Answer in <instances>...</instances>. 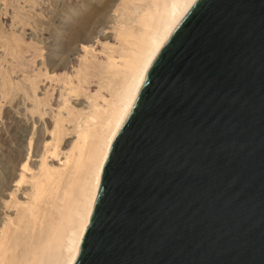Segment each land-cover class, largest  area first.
<instances>
[{
    "label": "water",
    "instance_id": "95a60500",
    "mask_svg": "<svg viewBox=\"0 0 264 264\" xmlns=\"http://www.w3.org/2000/svg\"><path fill=\"white\" fill-rule=\"evenodd\" d=\"M72 264H264V0H196L175 26Z\"/></svg>",
    "mask_w": 264,
    "mask_h": 264
},
{
    "label": "bare ground",
    "instance_id": "6f19581e",
    "mask_svg": "<svg viewBox=\"0 0 264 264\" xmlns=\"http://www.w3.org/2000/svg\"><path fill=\"white\" fill-rule=\"evenodd\" d=\"M195 1L121 0L123 27H119L116 36L120 38L117 47H111L101 62L89 59L82 62L84 82H92L93 76H98L99 89H94V94L90 92L88 105L84 104L76 116V138L70 142L69 149L60 152V130L58 122L55 123L50 133L55 141L45 143L52 161L48 154H43L36 163L38 172L31 175L32 193L27 199L25 196V201L16 203L21 206L17 220L8 215L4 222L0 221V264L73 263L115 133L129 113L154 57ZM88 54L85 51L86 57ZM89 85L79 79L75 89L65 84L59 92L60 98L57 97L58 103L66 105L72 98L71 93L78 90L88 94ZM29 159L30 154L20 162L18 177L9 170L2 177L5 188L0 196L9 188L5 184L10 180V189L13 188L8 194L10 198L23 186L31 170ZM2 204L0 211H3ZM18 229L29 231V247L21 257L13 258L10 255L17 248L18 239L14 234Z\"/></svg>",
    "mask_w": 264,
    "mask_h": 264
},
{
    "label": "rangeland",
    "instance_id": "374dc122",
    "mask_svg": "<svg viewBox=\"0 0 264 264\" xmlns=\"http://www.w3.org/2000/svg\"><path fill=\"white\" fill-rule=\"evenodd\" d=\"M120 2L0 0V193L5 188L2 177L9 172L19 176L20 162L28 154L31 168L13 197L8 195L13 189H10L12 180L5 184L9 188L5 196H0L1 204L6 207L1 205L4 211H0L1 222L8 215L17 220L21 206L16 203L31 195V175L38 172L36 163L43 154H48L52 161L45 143L55 141L50 134L55 123L58 122L60 130V152L69 149L70 142L76 138V116L84 104L88 105L87 99L94 94L93 90L99 89L98 76H93L92 82H84L82 62L86 59L101 62L111 47H117L120 38L116 36L123 27ZM78 79L87 86L92 85L88 94L78 90L71 93L72 98L66 105L59 104L57 97L65 84L75 89ZM14 165L17 166L13 170ZM14 235L18 243L10 256L19 258L29 247V231L18 229Z\"/></svg>",
    "mask_w": 264,
    "mask_h": 264
}]
</instances>
